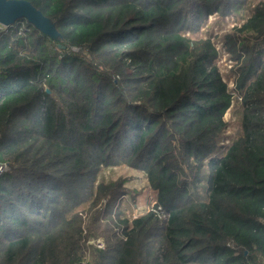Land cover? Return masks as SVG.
Instances as JSON below:
<instances>
[{
	"label": "trees",
	"instance_id": "1",
	"mask_svg": "<svg viewBox=\"0 0 264 264\" xmlns=\"http://www.w3.org/2000/svg\"><path fill=\"white\" fill-rule=\"evenodd\" d=\"M26 1L59 36L0 34V264H264V0Z\"/></svg>",
	"mask_w": 264,
	"mask_h": 264
},
{
	"label": "rangeland",
	"instance_id": "2",
	"mask_svg": "<svg viewBox=\"0 0 264 264\" xmlns=\"http://www.w3.org/2000/svg\"><path fill=\"white\" fill-rule=\"evenodd\" d=\"M216 15L210 16L209 19L204 22L199 32L195 35L198 38H209L211 37L214 43L217 45V48L220 51V58L218 59V67L221 72L227 74V69L231 66V58L229 53L222 47V42L219 41L218 37L222 32H227L228 27L219 26L217 24ZM226 21L229 22V27L233 26L235 21L234 18L227 17ZM187 35H190L189 33ZM195 38V37H194ZM229 84L231 87L234 86V79H229ZM226 121L228 122V132L229 136H235L241 128L240 118L234 114V109L231 112H228L225 116ZM106 176H110L113 180L125 179L124 188L128 193V198L124 209L128 213V216L131 218L143 217L149 213H156L160 219H165L163 215H160L159 212L155 209V199L156 194L150 188L147 179L144 174L129 167L115 168L107 170L105 172Z\"/></svg>",
	"mask_w": 264,
	"mask_h": 264
},
{
	"label": "water",
	"instance_id": "3",
	"mask_svg": "<svg viewBox=\"0 0 264 264\" xmlns=\"http://www.w3.org/2000/svg\"><path fill=\"white\" fill-rule=\"evenodd\" d=\"M20 19L53 39L59 36L52 22L26 0H0V25L10 28Z\"/></svg>",
	"mask_w": 264,
	"mask_h": 264
},
{
	"label": "built area",
	"instance_id": "4",
	"mask_svg": "<svg viewBox=\"0 0 264 264\" xmlns=\"http://www.w3.org/2000/svg\"><path fill=\"white\" fill-rule=\"evenodd\" d=\"M8 29L0 25V34L3 30ZM9 165L7 163H0V177L4 176L9 171Z\"/></svg>",
	"mask_w": 264,
	"mask_h": 264
}]
</instances>
